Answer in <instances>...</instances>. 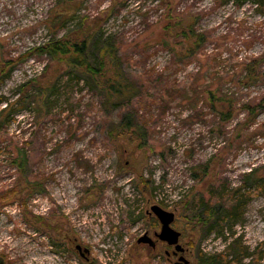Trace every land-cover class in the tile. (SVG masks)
I'll use <instances>...</instances> for the list:
<instances>
[{"label":"rangeland","instance_id":"1","mask_svg":"<svg viewBox=\"0 0 264 264\" xmlns=\"http://www.w3.org/2000/svg\"><path fill=\"white\" fill-rule=\"evenodd\" d=\"M112 1L0 0V55L13 60L74 33L78 20L70 17L60 31L59 23L49 28L59 11L86 18L85 28L95 20L121 46L117 69L135 96L107 101L110 68L93 80L46 56L6 66L0 112L12 111L0 127L3 264H170L165 245L152 257L137 244L156 224L147 212L153 205L175 213L192 264L209 245L229 264L242 252L248 258L239 264H264V12L254 0H173L206 36L199 54L178 65L160 46L168 24L158 0H118L106 18ZM126 114L141 128L139 139L121 128ZM207 205L222 217L212 231H222L219 239H206ZM232 209L240 225L225 222ZM77 245L90 252L82 256Z\"/></svg>","mask_w":264,"mask_h":264},{"label":"trees","instance_id":"2","mask_svg":"<svg viewBox=\"0 0 264 264\" xmlns=\"http://www.w3.org/2000/svg\"><path fill=\"white\" fill-rule=\"evenodd\" d=\"M217 1L219 4H228L230 2H234L240 6L249 0ZM174 3L175 1L173 0H158L160 8L163 10L162 21H167L168 24L164 29L165 35L160 41V46H162V48L165 47V49L173 52L174 57L177 58L176 61L179 65L183 62L188 63L199 54L205 44L206 36L205 34H202L198 31L197 18L195 19L194 17L187 14L182 16L178 15L177 8L174 6ZM254 3L257 5V8L264 12V0H254ZM73 6H76L77 9L74 8L72 10L73 12L71 13H76L79 7L76 3L73 4ZM119 6L120 4L118 3V0H113L109 9L104 12V16L106 18H110L114 13H116V10L118 11ZM69 17L70 19L78 20L77 25L79 26L74 33L71 32L59 38L53 37L41 45L28 50L24 54L17 56V58L13 60H9L6 55H0V75L2 76V80L8 77L10 74V70L5 72L6 66L11 67L20 61L26 62L33 57L46 56L52 61L65 63L70 69L76 70L93 80L105 77L106 70L109 68L112 69L113 75L106 80L107 84L113 80V82L109 85L110 96L107 101H112L113 98L121 101V103L128 101L130 102L133 100L135 98L134 90L129 86L128 83H126V81L123 79V74L117 69L121 46L118 45L117 42L110 36L105 37L102 31H100L97 26H94L96 23L95 20L89 23V25L92 24L93 27L85 28L86 18H78L75 14L72 16L68 15L66 17L65 12L59 11L55 17V22H53L49 28L52 30V32L57 31L56 25L59 23L60 31L61 27L65 25ZM156 24H158V22ZM156 24H153L152 27H154ZM154 40L150 38L149 42H152V45L158 44L156 39ZM136 47L142 51L144 56H148L146 54L147 49H144L147 47ZM2 100L3 99H1V102H3ZM8 106L9 105H7L2 112H0V127L3 126V123L1 122L7 121L11 115L12 110L11 107L8 109ZM121 123V128L124 132L132 131L131 135L135 139H139L138 133L140 134L141 128L138 127V123L133 121L130 114L124 115L122 117ZM21 163V165H26V160H23ZM35 185V182L30 184V186ZM237 192L239 193V190L234 192L236 203L239 201ZM262 192H264V188ZM0 197L2 198V202H7L6 199L8 197L3 196V194ZM201 205L202 204L200 203L197 205V207L199 208ZM205 208V217L201 221V224L207 228L210 233H212L213 230L220 229L221 225L219 226L218 222L222 221V217H220L219 213L217 214L214 206L211 207L207 205ZM231 211H234V209ZM218 232L222 233V231ZM242 255L239 259L243 257ZM263 255L264 254L258 255L259 259H261ZM200 264L202 263L200 262ZM223 264L229 263L224 261Z\"/></svg>","mask_w":264,"mask_h":264},{"label":"flooded vegetation","instance_id":"3","mask_svg":"<svg viewBox=\"0 0 264 264\" xmlns=\"http://www.w3.org/2000/svg\"><path fill=\"white\" fill-rule=\"evenodd\" d=\"M147 212H148L149 215L155 217L156 224H152V226L150 227L151 228L150 230L145 231V233L143 235H141V236L138 237L137 244L138 245H142L143 247H145L148 250V254H150V256H152V257L156 255V252L158 251L160 245H162V246L165 245L166 246V249L164 251L165 258L168 260V262L170 264H177L178 261H179V259H180V257H182V256L187 259V257H186L187 248L186 247L183 246L184 247V252L176 253L175 246H170L166 242H163V241H161L158 238V235L161 232L162 225H161L159 219L156 217V215L151 211V208ZM175 219H176V216H175ZM227 221H229V222L231 221L232 224H235V225H240L243 222L242 219H241V216H239V214H237L236 211L235 212L233 211L231 213V219L230 220H226L225 222L227 223ZM173 224H172V227H173ZM144 235H147L151 239V242H148V243H145V242L138 243V240L141 237H143ZM211 236H216L218 239L221 238L219 232H216V233L214 232V234H213V233H209V231L207 230V232H206V239H208V237H211ZM181 237H182V233H181ZM180 241H181V238H180ZM210 241H212V239H210ZM212 248H213V245H209V248L207 247V249H205V248L203 249L202 256H201V263L202 264H223L224 261L221 260L222 258L220 257L219 254L209 253V250L212 249ZM76 250L78 252H80V254L82 256H84L85 253H89L90 252L87 248L83 249L82 246H80V245H77L76 246ZM241 255L243 256L242 258L245 259V260H246V258H248V255H246V252L245 253L242 252ZM239 258H236L233 262L230 261V263L231 264H233V263L234 264L241 263L239 261ZM0 259L2 260L0 262L3 264L4 263V260L2 258H0ZM262 259H264V258H262Z\"/></svg>","mask_w":264,"mask_h":264},{"label":"water","instance_id":"4","mask_svg":"<svg viewBox=\"0 0 264 264\" xmlns=\"http://www.w3.org/2000/svg\"><path fill=\"white\" fill-rule=\"evenodd\" d=\"M151 211L156 215L162 225L161 232L159 233L158 238L161 241L166 242L170 246H175L176 253L184 252V247L180 243L181 232L175 230L172 227V224L175 221V213L167 211L158 205L152 206ZM142 242L148 243L151 242V239L147 235H144L138 240V243ZM0 261L2 260L0 259ZM177 264L192 263H190L185 257L182 256L180 257Z\"/></svg>","mask_w":264,"mask_h":264}]
</instances>
